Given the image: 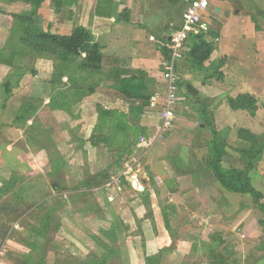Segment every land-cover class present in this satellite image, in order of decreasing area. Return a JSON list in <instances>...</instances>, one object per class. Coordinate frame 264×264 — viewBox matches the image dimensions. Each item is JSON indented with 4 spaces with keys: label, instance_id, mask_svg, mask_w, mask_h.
Instances as JSON below:
<instances>
[{
    "label": "rangeland",
    "instance_id": "374dc122",
    "mask_svg": "<svg viewBox=\"0 0 264 264\" xmlns=\"http://www.w3.org/2000/svg\"><path fill=\"white\" fill-rule=\"evenodd\" d=\"M37 22L41 28L40 20ZM152 36L155 37L154 34ZM7 47V40L0 41V125L3 127L0 131V155L9 154L15 164L20 159L31 163L27 165L30 174L13 171L8 175L12 171L8 170L0 156V264H79L88 258L103 257L104 247L118 248L119 251L107 260V264H130L131 252L124 241L128 227L120 218L125 199L119 196L115 200L114 196L112 200L110 183L124 181L125 177H131L140 168L141 172L143 169L148 171L159 161V165L165 168L162 171L167 173L168 169L175 167L184 176L189 174L200 182L196 184L193 181L191 187L182 184L181 192L178 191L177 198L173 199L177 206L169 205L166 194L161 198V208L165 210V218L166 215L170 218L171 228L177 235L179 229L187 230L180 233L181 241L192 238L194 245H199L205 252L207 242L200 241L204 233L212 251L223 255L226 264H264V215L255 206L253 197L227 191L207 168L211 129L198 121L197 112L202 110V105L194 103V94L188 96L178 76L179 103L172 129L163 134L158 131L155 146L149 148L151 150L141 151L144 147H136L134 152L139 150L141 153L133 152L131 157L115 167L113 161L117 156L107 154L104 149L89 153L81 141L75 148L65 146L64 142V131H67L65 119L80 118L79 109L77 114H72L77 110L73 106L82 101L78 100L79 91L88 86H92L94 92L103 89L106 72L111 70L110 58L101 53L99 70L88 72L73 66L58 79L51 76L57 62L44 61L46 59L34 54L25 55L18 67L3 63ZM217 63L204 68L205 71H201L203 77L217 80L219 75L223 80L219 67L215 69ZM50 64L52 72L48 78ZM187 64L189 66L188 61ZM35 68L38 71L33 75L30 72ZM22 71L24 76L17 86L15 77ZM9 80L11 95L7 98L3 84ZM50 88L51 94H47L46 90ZM250 96L256 100V109L253 114L247 113L256 116V129L262 131L264 93L261 92L258 99ZM216 99L205 105L209 114L211 108L226 103V98ZM28 105L30 112H21L27 110ZM54 111L64 115L52 113ZM20 112L23 118L16 120ZM159 112L160 109H152L150 116L156 120ZM82 114L86 121L85 116L89 113L83 110ZM210 122L215 128L212 116ZM154 128L155 125L150 130ZM234 130L237 134L238 129ZM224 133L227 131L219 133V140L225 138ZM152 134L155 135V132ZM17 138H20L18 142ZM258 143L264 144V134L255 140L257 145L254 150L259 148ZM247 146L244 143L243 148L250 145ZM19 151L23 153L21 157L11 154ZM224 154L221 159L223 169L244 171L246 161L239 149L234 150L225 143ZM195 166L197 169L192 173ZM252 166L248 171L250 184L262 194L260 203L264 204V176L261 174L264 172V150L253 159ZM35 167L40 169L34 171L32 168ZM96 191L107 192V195L97 194ZM111 227L116 230V238Z\"/></svg>",
    "mask_w": 264,
    "mask_h": 264
},
{
    "label": "crops",
    "instance_id": "0c3cea01",
    "mask_svg": "<svg viewBox=\"0 0 264 264\" xmlns=\"http://www.w3.org/2000/svg\"><path fill=\"white\" fill-rule=\"evenodd\" d=\"M75 1V6L55 11L50 5L51 0H44L37 16L41 28L52 34L65 36H68L77 26L87 29L100 45L101 53L110 58L109 62L112 65L111 70L106 72L107 79L103 83V89L84 97L81 103L73 106L77 110L72 111V114H77L79 109L80 118L67 117L65 119L64 123L67 128V131H64L65 146L71 145L75 148V145L81 141L89 153L103 151V148L91 147L88 142L95 124V106L100 105L105 109L128 113L129 104L118 94L116 87L120 79L141 71L155 82L154 86L148 89L151 94L150 105L144 109L140 117L128 115V120L145 128L147 134L149 133L147 136L153 138V143L147 146L148 148H141V151L152 148L155 146L160 124L158 117L156 116L154 120L150 112L152 109L158 111L162 108L166 91L163 65L166 61L164 55L167 50L164 45L169 32L180 27L182 14L189 0H113L109 18L94 15L95 0ZM30 11L31 7L22 0H0V41H6L10 35L12 16ZM202 22L207 29L200 33H205V40L213 47L209 60L203 64V70L205 71L204 68L218 61L221 62L219 71L224 77L223 80L211 78L212 81L207 79L208 76L203 77L200 69L188 66L186 58L191 47L190 38L186 44L184 58L178 62L176 67L179 81L187 90L188 95L194 94L192 97L203 103H209L215 98L219 100L235 98L242 94L253 95L256 99L260 98V93H264V0H209L208 11L203 16ZM164 29L167 30L164 31ZM153 34L155 37L152 36ZM49 67L46 75L48 78L52 72L51 64ZM35 71H38L37 68ZM150 89L152 91H149ZM46 92L51 94V88ZM83 110L89 113L85 116L86 121L83 120ZM52 113L64 115L60 111ZM210 114L213 117L216 132L219 134L227 131L224 133V140L228 147L234 150L242 149L244 145L237 139L234 129H246L258 136L264 134V130L257 131L256 129L255 115L251 116L246 111H231L226 103L211 108ZM40 123L43 124V122ZM154 125L155 128L150 130ZM153 132L155 135L152 134ZM19 140L20 138H17L16 141ZM239 143L242 145L240 146ZM136 152L140 151L137 150L134 153ZM11 154L21 157L23 153L19 151L11 152ZM0 156L8 170L12 171L8 175L13 174V171L20 172L22 175L30 174L27 165L31 162L25 163L20 159L15 164L9 154ZM20 162H22L21 165ZM160 162L153 164V167L150 166L148 171L143 169L141 172L140 168L130 175L131 177H125L124 181L121 179L119 183H110L112 200L114 196L115 200L119 196L125 199L120 218L128 227L124 241L127 250L131 252L130 264H145L144 256H154L159 252H162L160 264H214L211 254L213 248L208 245L205 234L203 233L200 238V241L207 242L205 252L199 245H194L192 238L181 241L180 233L187 232V230L179 229L177 235L174 228H171L168 215H166L168 221L166 226L165 210L161 208V198L164 194L168 196L169 205L177 206L178 203L173 199L177 198L175 196L178 191L181 192L182 184L184 186L189 184L191 187L193 181L196 184L200 182H196L195 176V179L189 174L184 176L185 174L175 167H172V170L168 169L166 173L165 170L162 171L165 168L159 165ZM32 169L38 171L40 168ZM194 169L192 173H195L197 166ZM261 174L264 176V172ZM118 175L122 176L120 173ZM96 193L107 195V192L102 191H96ZM107 200H109L108 197Z\"/></svg>",
    "mask_w": 264,
    "mask_h": 264
},
{
    "label": "trees",
    "instance_id": "16d2710c",
    "mask_svg": "<svg viewBox=\"0 0 264 264\" xmlns=\"http://www.w3.org/2000/svg\"><path fill=\"white\" fill-rule=\"evenodd\" d=\"M31 7V11L20 15H13V23L10 29V35L7 39V54L2 57L3 63L10 67H18L23 63L25 55L34 54L35 56L57 64L53 67L52 78L60 79L73 67H80L83 71L94 72L99 70L102 64L101 47L95 42L93 35L81 26L74 27L68 36L52 34L43 31L37 22L38 11L44 0H22ZM113 0H95L94 15L100 18H109L112 12ZM51 7L57 11L61 8H68L76 5L75 0H51ZM212 44L205 40V33L191 37V47L187 53V61L192 68L203 70L202 65L209 60L212 52ZM164 57L168 58V52ZM79 61V62H77ZM77 62V64H76ZM221 62L215 65V69L220 67ZM20 71V69H15ZM55 70V71H54ZM23 71L19 75H15L17 86L24 76ZM31 74L35 75V70H31ZM217 80L220 76L217 75ZM52 84V83H51ZM155 82L149 78L144 72L138 71L136 74L120 79L116 87V91L129 104L128 113H124L115 109H105L100 105L95 106V124L91 130L88 142L93 148H103L115 157L113 164L120 165L126 159L132 156L137 147L140 137L147 136V130L128 120L129 116L140 117L145 108L150 105L151 95L149 88L154 86ZM16 86V87H17ZM3 90L6 97L11 95L10 80L3 84ZM94 93L92 86H88L85 90L79 91V101ZM189 96V95H188ZM78 101V102H79ZM194 103L202 105V110L197 112L198 121L211 129V139L208 142L209 155L206 160L207 168H209L220 185L229 192L241 195H250L254 199V204L264 215V204L260 203L262 194L255 190L250 184L248 171L253 167V159L262 154L264 144L258 143L259 148L254 150L256 146L255 140L260 136L253 135L246 129L237 130V139L245 144L248 148L239 149L240 155L245 159L246 166L244 171L233 169H223L221 167V159L224 154L225 140L218 138V133L211 126V114H209L205 106L206 103L195 100ZM226 105L231 111H246L253 114L256 109V100L248 94L238 95L235 98H226ZM27 110L23 113L30 112ZM61 108V106L59 107ZM20 114L15 119H22ZM0 125V131L2 130ZM165 225L168 221L165 218ZM112 235L116 238V230L111 227ZM109 230V231H110ZM96 240V239H95ZM97 241V240H96ZM105 255L101 258L93 257L86 259L79 264H107V260L111 256L116 255L118 248H105ZM214 264H226L223 255L214 251L211 252ZM162 252L154 256H144L145 264H160Z\"/></svg>",
    "mask_w": 264,
    "mask_h": 264
},
{
    "label": "built area",
    "instance_id": "2783aa9c",
    "mask_svg": "<svg viewBox=\"0 0 264 264\" xmlns=\"http://www.w3.org/2000/svg\"><path fill=\"white\" fill-rule=\"evenodd\" d=\"M208 7L209 0H189L182 14L180 27L176 30H171L167 35L164 47L168 52V58L163 65L166 91L162 101V108L158 115L160 134L172 129L175 109L179 103L176 66L184 55L188 40L192 36L198 35L201 31H206L207 27L202 22V19L207 13ZM152 143L153 138L142 136L138 140L137 147H147Z\"/></svg>",
    "mask_w": 264,
    "mask_h": 264
}]
</instances>
